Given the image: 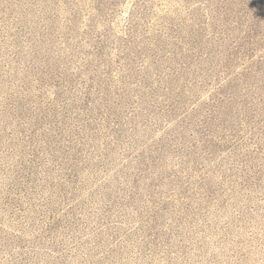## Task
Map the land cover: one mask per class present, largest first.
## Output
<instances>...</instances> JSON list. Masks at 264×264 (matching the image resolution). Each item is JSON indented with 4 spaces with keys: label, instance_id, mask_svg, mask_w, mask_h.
<instances>
[{
    "label": "rangeland",
    "instance_id": "obj_1",
    "mask_svg": "<svg viewBox=\"0 0 264 264\" xmlns=\"http://www.w3.org/2000/svg\"><path fill=\"white\" fill-rule=\"evenodd\" d=\"M0 264H264V0H0Z\"/></svg>",
    "mask_w": 264,
    "mask_h": 264
}]
</instances>
